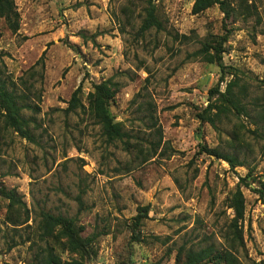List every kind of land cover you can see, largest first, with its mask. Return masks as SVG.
I'll return each mask as SVG.
<instances>
[{"label":"rangeland","instance_id":"obj_1","mask_svg":"<svg viewBox=\"0 0 264 264\" xmlns=\"http://www.w3.org/2000/svg\"><path fill=\"white\" fill-rule=\"evenodd\" d=\"M14 2L20 27L12 34L0 19V72L39 112L23 111L35 120V142L0 134V189L14 190L24 204L9 210L0 195V264H32L44 245L42 212L76 217L82 236L98 234L91 264H175L180 247L227 249V198L238 187L243 248L234 255L241 264H264V204L255 191L264 183V0H227L228 18L217 5L193 15V0H152L160 26L145 31L149 0ZM221 38L220 90L237 77L245 112L230 109L213 127L197 114L220 69L194 53ZM112 76L120 90L109 110L128 146L106 143L87 112L63 111L79 85L87 107L92 86ZM157 128L161 141L151 157ZM202 146L243 165L231 168ZM137 214H146L138 226Z\"/></svg>","mask_w":264,"mask_h":264},{"label":"trees","instance_id":"obj_2","mask_svg":"<svg viewBox=\"0 0 264 264\" xmlns=\"http://www.w3.org/2000/svg\"><path fill=\"white\" fill-rule=\"evenodd\" d=\"M215 5L225 14L226 18L234 14V10L228 8L227 0H193L191 13L198 15ZM145 11L146 15L142 21L141 31L148 30L151 27L158 28L160 24L155 17L152 0H149ZM0 19L4 20L12 34L18 32L20 15L14 0H0ZM224 41L225 38H221L219 41H214V43H205L198 52L194 53L195 56H200L204 62L215 64L220 69L217 84L209 89L207 106L202 112L197 114V119L201 123L207 122L213 127H215L220 115L225 114L230 109L237 113L245 112V106L242 104L245 97V89L239 84L237 77L226 82L224 90H220V83L224 82L225 74L222 62ZM38 64H40L42 69V58L38 61ZM40 79H42V74ZM18 81L22 85L26 84L22 77ZM16 87L17 84L14 81L7 77H2L0 72V134L2 131L10 130L20 138L33 143L35 138L31 125L35 127V120L32 117L25 118L23 111H30L34 115L39 112V107L34 103H26L28 95L24 92H18ZM25 88L33 95V98L40 101L41 94L32 84L25 86ZM235 88H237V92ZM119 90L120 84L115 81L114 76L94 84L92 90L87 94V107H85L81 102V86L79 85L72 92L63 111L65 114L76 113L77 110L87 112L100 126L101 135L106 143L112 144L119 141L128 146V140L125 139L128 138L129 134L124 131L121 122L115 121L109 110L110 104ZM147 105L150 106L151 104L148 103ZM149 117L153 119L152 113H149ZM156 132L158 138L155 147H153L151 157L156 154V149L161 141L160 128H157ZM200 149L209 156L227 162L231 168L243 165L235 156L222 154L216 149H207L204 146ZM241 181L244 182V178H241ZM255 191L259 201L264 204V183H259ZM0 195L8 200L9 210L14 204L24 206L14 190L6 191L5 189H0ZM227 203L228 208L233 211V217L229 224L230 235L227 238L228 248L218 250L210 245L199 250L191 248L186 250L180 247L175 256V264H202L204 262L212 264H241L234 255L236 246L243 248L241 226L245 213V198L241 188H236L230 194L227 198ZM145 217L146 214H137L132 218V221L138 226L141 219ZM26 222L27 219L24 223ZM83 232L84 226L79 224L76 217L55 216L42 212L38 224V238L44 245L40 248L37 246L38 250L34 254L32 264H91L92 259L96 256L95 245L98 234L92 233L89 236H82ZM64 252L69 254L70 257L62 258L61 253Z\"/></svg>","mask_w":264,"mask_h":264}]
</instances>
